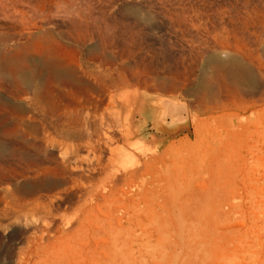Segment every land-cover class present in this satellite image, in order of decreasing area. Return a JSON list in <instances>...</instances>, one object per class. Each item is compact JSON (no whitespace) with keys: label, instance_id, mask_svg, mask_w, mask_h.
I'll return each mask as SVG.
<instances>
[{"label":"rangeland","instance_id":"374dc122","mask_svg":"<svg viewBox=\"0 0 264 264\" xmlns=\"http://www.w3.org/2000/svg\"><path fill=\"white\" fill-rule=\"evenodd\" d=\"M0 145V264H264V0H0Z\"/></svg>","mask_w":264,"mask_h":264},{"label":"bare ground","instance_id":"6f19581e","mask_svg":"<svg viewBox=\"0 0 264 264\" xmlns=\"http://www.w3.org/2000/svg\"><path fill=\"white\" fill-rule=\"evenodd\" d=\"M3 59L5 60V61H9L11 58L9 57V56H3ZM208 62L210 63V62H217V63H219L220 65H223V66H226V65H231V66H233V68H236L235 66H236V62L235 61H233L232 59L230 60V58H229V60H227V59H221V58H218V57H215V56H212V57H210L209 59H208ZM240 64V63H239ZM229 65V66H230ZM228 66V67H229ZM230 66V67H231ZM237 66H239V65H237ZM229 67V68H230ZM238 69V68H237ZM233 72V71H232ZM240 72V71H239ZM57 73L58 74H64L65 73V70L64 69H60V68H58V70H57ZM23 76H25L26 77V79L27 80H29L30 81V79H29V77L27 78V75L26 74H23ZM169 107V106H168ZM169 112V111H168ZM179 114V113H178ZM176 115V114H175ZM183 116V115H182ZM173 117H175V116H173ZM0 149H1V145H0ZM137 172H139V171H137ZM137 172H135V173H133L132 174V176H131V178H133V177H135L136 175H137ZM130 178V179H131ZM145 182V181H144ZM139 194L141 195L142 194V196L143 197H149V196H151L153 199H155L156 198V195H155V193L154 192H152V191H149V190H147L146 188H140L139 189Z\"/></svg>","mask_w":264,"mask_h":264}]
</instances>
